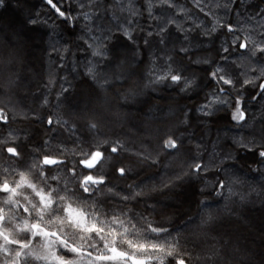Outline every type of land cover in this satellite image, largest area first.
<instances>
[{
    "label": "clouds",
    "instance_id": "obj_1",
    "mask_svg": "<svg viewBox=\"0 0 264 264\" xmlns=\"http://www.w3.org/2000/svg\"><path fill=\"white\" fill-rule=\"evenodd\" d=\"M75 2L78 79L0 45V264H264V0Z\"/></svg>",
    "mask_w": 264,
    "mask_h": 264
},
{
    "label": "trees",
    "instance_id": "obj_2",
    "mask_svg": "<svg viewBox=\"0 0 264 264\" xmlns=\"http://www.w3.org/2000/svg\"><path fill=\"white\" fill-rule=\"evenodd\" d=\"M79 2L86 3L87 0H79ZM103 2L107 4L112 3L113 0H103ZM126 2L127 0H121V3ZM53 3L62 6L61 10L64 12L76 11L75 0H53ZM136 3L142 5L143 0H136ZM42 6L47 8V5H43V0H3L0 6V45L7 41L23 59L30 73L29 87L32 91L39 87L44 76L55 79L57 87L62 83L61 76H67L69 81L73 78L78 79L79 68L88 64L87 59L81 55L83 46L76 39L77 34L84 31L81 24H87V21L78 19L76 28L70 29L67 21L60 20L51 10L42 11ZM237 6H240V0H237ZM156 11L164 16L169 10L157 9ZM116 16L120 20L123 19L119 13H116ZM30 20L35 21V24L30 26ZM114 26L115 21L107 14L97 17V23L93 24L94 35L100 36V29ZM177 38L175 34L169 37V39ZM192 42L204 43L197 36L192 37ZM66 44L71 45L72 52L62 59L61 52ZM88 67L91 68L92 65ZM225 123L226 119L218 120L214 128L223 127ZM244 159H254V156H247ZM260 219L259 213L253 214L252 222L257 228L261 225Z\"/></svg>",
    "mask_w": 264,
    "mask_h": 264
},
{
    "label": "snow or ice",
    "instance_id": "obj_3",
    "mask_svg": "<svg viewBox=\"0 0 264 264\" xmlns=\"http://www.w3.org/2000/svg\"><path fill=\"white\" fill-rule=\"evenodd\" d=\"M50 2H53V0H50ZM61 14H63V13H61Z\"/></svg>",
    "mask_w": 264,
    "mask_h": 264
},
{
    "label": "rangeland",
    "instance_id": "obj_4",
    "mask_svg": "<svg viewBox=\"0 0 264 264\" xmlns=\"http://www.w3.org/2000/svg\"><path fill=\"white\" fill-rule=\"evenodd\" d=\"M259 221V220H258ZM260 221H261V219H260Z\"/></svg>",
    "mask_w": 264,
    "mask_h": 264
}]
</instances>
